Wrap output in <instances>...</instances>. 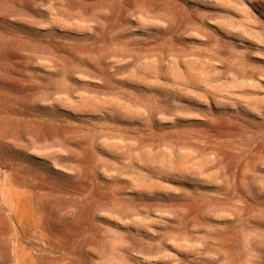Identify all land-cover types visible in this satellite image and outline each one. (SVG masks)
<instances>
[{
  "label": "rangeland",
  "instance_id": "rangeland-1",
  "mask_svg": "<svg viewBox=\"0 0 264 264\" xmlns=\"http://www.w3.org/2000/svg\"><path fill=\"white\" fill-rule=\"evenodd\" d=\"M0 264H264V0H0Z\"/></svg>",
  "mask_w": 264,
  "mask_h": 264
}]
</instances>
